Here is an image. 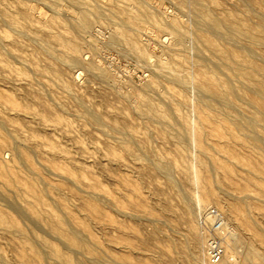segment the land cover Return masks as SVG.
Here are the masks:
<instances>
[{
  "label": "rangeland",
  "instance_id": "obj_1",
  "mask_svg": "<svg viewBox=\"0 0 264 264\" xmlns=\"http://www.w3.org/2000/svg\"><path fill=\"white\" fill-rule=\"evenodd\" d=\"M50 1L0 0V117L9 130L7 135L3 133L0 136V167L6 165L12 173L20 172L28 178L39 170L36 172L39 175L33 178L40 179L44 184L49 193L47 202L56 204L60 212L72 222L77 220L88 225L97 243L104 249V254H107V257H104L107 261L99 262L87 252L72 246L60 235L51 232L37 219L32 210L18 199L7 178L0 174V213L17 221L24 233L40 251H45L43 253L46 255L43 259L34 256L29 244H23L15 234L0 229V264H56L48 249L52 246L66 254L69 260L81 264H203L208 262L209 238L203 219L208 218L212 212L223 216L225 224L232 228H229L230 231L236 236L239 235L238 240L242 243L235 249L237 262L228 260L227 263H240L245 253L244 237L250 238L256 231L253 223H258L264 230V193L259 191L264 189V182L260 180L262 174L249 172L251 162L243 158L255 157L254 152H250L243 144L246 137H249V140L259 139L257 144L264 146V121L259 115L253 114L254 111L241 105V111L246 112L249 118L256 119L249 120L239 108L240 115H244L245 119L238 114L237 118L244 119L242 126L245 122L247 126L245 125V129V126H240L237 141H232L234 144L230 143L229 146H235L241 164L236 157L227 156L226 159L224 153L216 155L212 160L203 159L212 162L218 173L216 178L211 176L210 183L215 182L211 184L213 188L219 185L217 186L220 191L218 188L214 190L221 194L220 197L225 196H222L223 200L226 196L227 200L242 196L241 193L246 194V191L242 192L243 188H246L248 182L255 181L247 192L250 197L247 203L249 201L248 207L252 214V218L247 221L242 217L240 210L238 214L230 216L219 205L202 201V188L191 183V180L199 175V143L191 141L184 151L174 144L169 137V128L162 125L159 118L142 112L140 108L139 100L141 101L142 95L149 97L156 104L162 103L164 99L170 102L171 98L173 103H170L179 106L175 109L178 121L187 119L195 123L199 115L202 120L207 110L206 107V110L203 109L204 104L209 105L207 101L211 98H207V95L205 101L203 98L206 94L197 87L198 66L203 62L196 64L194 59L200 56L202 61H211L210 54L200 53L192 37L185 38L183 44L178 45L177 36L167 27L147 22L142 25L124 24L110 15L107 9L114 4L119 10L131 8L134 13H138L141 7L134 6L129 0H83L80 4H72L69 0ZM140 1L157 15L164 25H170L177 20L186 24L187 28L195 30L192 27L194 21H191L194 20L193 15L181 6L178 0ZM211 1L216 10L218 9V14L225 11L233 13L234 10L237 16L253 26L258 23L257 16L264 14V0H248L252 5H249L252 12L246 10L244 0ZM77 6L82 9H77ZM95 6L103 9L106 7V15H92V24L85 30L79 25L80 13ZM49 7L58 12L51 11ZM111 18L112 20H108ZM71 23L76 24L74 28H78L77 32L70 30L73 28ZM123 25L130 30L122 29ZM118 30L125 31L135 39L138 44L137 51L125 43L114 42ZM61 37L73 39L75 44L80 45V51H68L59 43L58 38ZM141 52H144V55H140ZM259 54L261 56H258V63L264 68V50H260ZM71 58L79 61L80 65L69 63ZM59 60L62 62H58ZM214 61L212 64L217 63ZM88 64L107 70L110 79L100 78L99 70L92 73L85 67ZM69 65L77 66L70 68ZM215 65L210 66L214 68ZM220 65L218 61L216 67L221 70V74L216 73L219 77L223 75L220 79L226 80L228 74L230 78L231 74H227L223 68L226 73H222ZM172 73L179 74L182 78L194 76L196 81L188 84L187 91L183 92L168 81ZM15 77L18 82L11 80ZM156 80L161 83L147 88ZM238 83L235 84L239 85ZM200 92L204 94L203 97L198 95ZM199 100L203 102V107L198 104ZM261 101L264 105V100ZM209 102L213 103L211 100ZM197 107L202 109L199 111ZM217 108H214L216 114L220 112ZM86 109L101 115L105 125L97 126L86 116ZM208 111L207 114L213 112ZM204 119L201 121L205 124L203 126L210 129ZM117 127H121L120 132L123 131L120 133L114 130ZM216 127L220 128L222 125L218 124ZM243 132L244 134L240 135ZM126 140L130 143L129 148L124 147ZM17 149L19 158L14 151ZM258 158L264 162V158ZM232 159H235L234 163ZM236 160L239 164L236 162L235 165ZM164 162L172 166L170 178L157 169V166ZM227 168L232 171V177L223 175ZM256 181L260 187L255 186ZM196 197L200 198L201 204ZM14 199H17L18 204ZM188 205H193L191 210ZM83 231L85 233V230ZM258 235L255 245L264 252L262 235ZM195 239L204 241V253L198 261ZM109 257L110 259H107Z\"/></svg>",
  "mask_w": 264,
  "mask_h": 264
},
{
  "label": "bare ground",
  "instance_id": "obj_2",
  "mask_svg": "<svg viewBox=\"0 0 264 264\" xmlns=\"http://www.w3.org/2000/svg\"><path fill=\"white\" fill-rule=\"evenodd\" d=\"M69 1L72 4H80L83 2V0H69ZM129 1H131L134 4V6L136 5L138 7V5H139L141 7V10L138 13L137 12L134 13L131 10V8H124L122 10H119L116 8L115 4L108 7L107 10L109 11L110 15H112L113 17H116L117 19L120 20V22H122L124 24L142 25V24L147 22V23L153 24L155 26L167 27V29H170L171 31H173V33L177 36L176 38H178V45H182L185 38H187V37L191 38L192 37L193 40L195 41L197 50L200 53L205 54L207 52L210 54L211 61L209 59H207V60L204 59L202 61V59L200 60L199 55H198L199 60L196 59V57L194 59V62L197 61L196 64H199L198 62H200V61L203 62L202 65L198 66V72H197L198 73V76H197L198 77L197 78L198 79V82H197L198 86L197 87H199V89L202 92H204L206 95L205 96H204V94L202 95L201 92L198 95L200 96V94H201L202 97L204 96L203 99H205V101H206L205 97L208 95L207 98L210 97L211 99L210 98L209 99L211 100V102H213L210 104V102H209L210 100H209V101H207L209 103V105L204 104L205 106L202 105L203 102H200V100H199L200 103H198V104H201L202 107L204 106L203 109L206 107L207 110H209V111L213 110L212 114H209L210 113L209 111H208L209 113L207 114V110L204 109V110H206L205 114H207V115H205V114L203 115V116H205L204 117L205 119L203 118L205 121L204 123H206L207 124L206 126H208L210 129L205 128L203 126L205 124L202 123L203 119L201 120V117H199L200 115L197 116V117H199V119L196 117L195 123H193L194 122L193 120L188 121L187 119H185L181 122L178 121V118L175 115L176 114L175 109H176V106L177 107H179V106L177 104L175 106L172 105L173 101H171L172 100L171 98H169V99H170V102H172V103L167 102L168 100L164 101L165 100L164 99L162 103L159 102L160 104H156L149 97L142 95L141 101L139 100L140 108H141L142 112H144L146 114L154 115L157 118H159L161 121V124L166 125L169 128V130H170L169 137L172 138L174 144L176 146H179V148L184 149V151L187 149V146L191 141H197L199 143V147H200V150L198 151V152H200V157H199V161H198V163H199V175H197V177L193 178V180H191V183L195 187L200 186L202 188L203 193H204L202 201L209 202V203H215V204L219 205L230 216L233 214H238V211L240 210L242 213V217L244 219H247V221H249V219L252 218V214H251V211L248 207L249 201L247 203V200L250 199L249 194L247 192H249L250 187L252 188L255 181L251 182V183L248 182L249 184L246 185V188H243L244 190H242V188H240L242 190V192L246 191L245 192L246 194L241 193V195L242 194L244 195V196L242 195L243 197L242 196H234V198H231L232 193L230 194L229 189H228L229 195H231V197H230L231 199L226 200V198L228 197V196H226L225 200H223V197H225V196L222 195L223 197L221 196L222 197V199H221V197H220L221 194L219 195L217 193V191H215L216 189L214 190V188H218V191H220L219 187H218L219 185L217 184L218 186L216 185L217 187L215 186L213 188L211 184H213L215 182L210 183V179L212 177L216 178L218 173L215 170V167L212 164V162H206L204 160L207 158H210V160H212V158H214L216 155H218L220 153H224L226 159H227V156L228 157L233 156V157L238 158L239 163L241 164V158H240V155L238 154V152L236 151L235 146L234 147L229 146L230 143H233L232 141H237L238 136H239L238 130L240 129V126H242V121L245 119V117H243L244 115H240V113L243 112V111H241V108H240L241 105L244 107L246 106L251 111H254L253 114L259 115V117H261V119L264 121V105L261 104L262 103L261 100H264V68H263V66H261L258 63V56H261L259 54L260 50H264V14L263 15L259 14L257 16L254 13L258 18V23H256L257 24L256 26H253V25L248 24L247 20H245V19L243 20V18H240V16H237L235 14L237 12H235L234 10H232L233 13L225 11L222 14H218V12H217L218 9L216 10V7L213 5L211 0H178L180 5L187 8L188 12H190L191 15H193L192 17L194 18V20H191V21H194V22L193 23L191 22V23L194 26H192V25L191 26L193 28H195V30H191V29L186 27L187 26L186 24H185L186 25L185 26L183 23H181L180 21H177V20L172 22V24H170V25H164L161 22L160 18L157 15H155L154 13H152L145 5H143L140 0H129ZM55 2H58V1H55ZM248 2H249L248 0H244L243 3H245L246 10L250 11L251 10L250 6H252V5H250V3H248ZM147 3H148V1H147ZM158 3H159V1H158ZM56 4H58V3H56ZM93 4H94V2H93ZM246 4H248V5H246ZM60 5L61 4L59 3V6ZM60 7H62V6H60ZM84 7H86V6H84ZM49 8L51 9V7H49ZM149 8L151 9L152 7H149ZM58 9L60 10V8H57V10ZM61 9H63V8H61ZM77 9H79L78 6H77ZM81 9H79V10H81ZM83 9H85V8H83ZM104 9L100 6H95L94 8H92L90 10L86 9L87 11L82 12V14L80 13L81 21H80L79 25L86 30L92 24V19H93L91 17L92 15L94 17L95 16H98V17L102 16L103 17V15H106ZM54 10H53V8L51 9V11H54ZM75 10H76V8H75ZM227 10H231V9H227ZM219 11H220V9H219ZM56 12H58V11H56ZM78 12H80V11H78ZM250 12H252V11H250ZM80 15H79V17H80ZM164 17H165V15H164ZM108 20H112V18L108 19ZM69 22H70V20H69ZM111 22H113V21H111ZM71 25L73 26V28H70V30L71 31L76 30V32H77L78 28H74L76 24L74 25L71 23ZM71 25L69 24V27H71ZM123 26H126V25H123ZM123 26H122V29L127 28V26L126 27H123ZM13 29H16V28H13ZM20 30H22V29H20ZM127 30H130V29L127 28ZM131 30H134V28L133 29L131 28ZM17 31H19V30H17ZM20 32H22V31H20ZM73 33H75V32H73ZM18 34H20V33H18ZM114 37H115L114 42L125 43V44L129 45L132 49L137 51L136 48H137L138 44L130 34H127L123 30L122 31L118 30L117 35ZM27 39H28V35H27ZM34 40L36 41V39H34ZM58 41L64 48H66L68 51H70L72 53H77L80 51V45L75 44V42H73V39L69 40V39H65V38L61 37V38H58ZM177 50H178V48H177ZM180 51H182V50H180ZM184 51H186V50L184 49ZM45 52H46V50H45ZM196 54H197V52L195 53V55ZM64 55H65V53H64ZM140 55H144V52L143 53L141 52ZM51 56H53V55H51ZM213 59L216 60L217 63L219 61V63L221 64L220 65L221 69L223 68L227 71V74H228V72L231 74L230 78H228V75H229L228 74L226 80L220 79V77H223V75L219 77V75L216 73V72L220 73L221 70L219 68H217L218 66L216 67L217 63H215L216 65L212 64L213 62H215ZM260 59H261V57H260ZM55 60H57V58H55ZM186 60L188 61V59H186ZM189 60H191V59H189ZM212 60H213V62H212ZM58 62H62V60H59ZM68 62L72 63V64L78 63V65H80L79 61L77 62V60L75 58L69 59ZM191 62H193V61H191ZM209 63H211L210 65H213V66L215 65V67L213 68L212 66L209 65ZM63 64H65V63H63ZM93 64H88L85 67H88V69L91 70L92 73L94 70H99L98 74H99L100 78L102 77L105 79H110V75L107 72V70H105L103 68L96 67ZM66 65H68V64H66ZM76 66L77 65H75V67ZM69 67H70V65H69ZM71 67L73 68L74 66H71ZM88 69L86 68V70H88ZM223 69H222V73H224ZM178 75H173V73H172V75L168 78V81L171 83V85L181 89L183 92L187 91L186 88H187L188 84H192L194 81H196L195 80L196 77H194V76H190V77L187 76V78H186L185 77L186 74H185V76H184L185 78H182L181 76H178ZM7 78H9V77H7ZM158 79L160 80V78H158ZM11 80L13 82H18V79L16 77L11 79ZM159 80L153 81L151 84H149L147 86V88H153L155 85L158 86L159 85L158 83H161V81H159ZM165 80H166V78H165ZM236 82H239L238 83L239 85H236L235 84ZM8 83H11V82L8 81ZM195 84H196V82H195ZM107 85H108V83H107ZM138 95L140 96V93ZM175 96H176V94H175ZM186 100H188V99H186ZM260 101H261V103H260ZM215 105L218 107L217 109L220 110V112H218L217 114L214 112L215 111L214 108H216ZM199 107H200V105H199ZM199 107H197V108H199ZM239 108H240L241 112L239 111ZM201 109L199 108V111ZM242 109L244 110V108H242ZM184 110H185V107H184ZM0 112H1V110H0ZM31 113L33 114L32 111H31ZM200 114H203V113H200ZM237 114L241 118L243 117L244 119L239 120L237 118ZM242 114L247 115L246 112L245 113L243 112ZM86 116L89 117V119H91L97 126H104L105 125L101 115H99L95 111H92L90 109H86ZM247 116L249 118V115H247ZM197 119H198V121H200L199 123H198ZM250 119H253V117H250L249 120ZM157 120L158 119L155 120L156 123H157ZM253 120H251V121L255 122ZM245 121H247V120H245ZM247 122H249V121H247ZM252 122H250L249 124L252 125ZM256 123H257V121H256ZM218 124L219 125L221 124L222 127H220V128L216 127V125H218ZM244 124L246 125V122ZM245 125H243V126H245ZM246 126L244 127V129L246 128ZM260 126H262V125H260ZM118 128L119 127L115 128L114 130H117L120 132L121 127H120V129H118ZM169 130H167V131H169ZM8 131L9 130L6 128V125L4 124V121L1 118L0 119V136H2L3 133L5 135H7ZM119 132H117V133H119ZM241 134H244V132L240 133V135ZM11 137H13V136H11ZM245 139H246L245 141H243L242 139H240V140L243 141L244 146L246 145L247 148L250 149V152H254V156H255V157L251 156V157H253V158H251L247 154L249 156V158L243 157L246 160L251 162V165H250L248 171L251 173L253 171H255V172L262 174V176H260L261 179L260 178L259 179L263 180V182H264V176H263L264 175V162L258 158V157L264 158V146L262 147V146H259L257 144L259 139L251 138L252 141L249 140L250 139L249 137H246ZM127 141L128 140H126L124 147L129 148L130 143ZM235 144H236V142H235ZM237 145H238V143H237ZM0 151H1V148H0ZM14 151H15L16 156L19 158L20 154L18 153V149L14 150ZM32 153H34V152H32ZM256 154H258V155H256ZM26 158H28V155H26ZM234 160L233 159L231 160L232 163H234ZM236 162H237V160L235 161V165H236ZM30 163H32V162H30ZM36 163H37V161H36ZM194 165H196V163ZM215 166H216V164H215ZM49 167H51V166H49ZM19 168H21V167H19ZM44 168H45V166H44ZM157 169L159 171L164 172L169 178L171 177L170 174L172 172V166L170 164L165 163V162L160 163L157 166ZM38 171L36 170V172H38ZM36 172L35 173L33 172V176L28 178L20 172L12 173L6 165H4L2 168L0 167V174L2 176H4L5 178H7L8 183L16 191V193L18 195V199L21 200L26 206H28L30 208V210H32L33 214L37 217V219L39 221H41L43 224H45L50 229L51 232L60 235L66 241H68L72 246L77 247V248L87 252L89 255H91V257H95L99 262L105 261L106 259L104 257L107 254H104V249L102 248V246L99 245V243H97V240H96L95 236L93 235L90 227L84 223L77 222V220H76V222H75V220H74V222H72L65 215H63V213L60 212V208L56 204H49L47 202L49 193L46 190L44 184L41 182L40 179L33 178L35 175H39L38 173L36 174ZM224 174H225V176L227 175L229 177L233 176V173L229 168H227L224 171L223 175ZM65 176H66V174H65ZM67 176H69V175H67ZM254 176H256V174H254ZM72 177H74V176H72ZM67 178H69V177H67ZM64 179H66V178H64ZM169 180H170V182H172L171 179H169ZM213 180L215 181V179H213ZM68 181H69V179H68ZM221 185H222V183H221ZM256 185L258 187H260L257 184V181L255 183V186ZM261 190H262V193H264V189H260L259 191H261ZM226 191H227V188L225 189V192ZM262 195H264V194H262ZM2 197L4 198V196H2ZM14 197H15V195H14ZM85 197H87V196H85ZM263 198H264V196H263ZM196 199H197V197H196ZM197 200H199V203H200V201H201L200 198H198ZM15 201L17 202V199ZM84 201H86V200H84ZM91 201H93V200H91ZM262 201H263V199H262ZM17 204H18V202H17ZM19 206L21 207V205H19ZM192 206L193 205H188V209L191 210ZM22 210H23V208H22ZM259 224H261V223H259ZM25 226H27V225H25ZM262 226H264V225H262ZM40 227H41V225H40ZM253 227L256 230L255 234L253 236H251L250 238L244 237L245 253L242 256V260L240 261V263H237V264H264V252H261L260 249H258L257 245H255V243L257 242L258 236H259L258 234L262 235L261 241H262V244L264 245V232H263L264 230H262L263 228L261 229L260 226H258V223H256V222L253 223ZM229 228H228V225L226 224V228L223 231V239H224V243H225V256L222 259V261L219 262L218 264H228L227 263L228 260H232L233 262H237L235 260V258H236V256H235L236 250L235 249L242 242H241V240L240 241L238 240L239 235L236 236L235 234H233V232L230 231V229H232V228H230V229ZM0 229L15 234L16 236H18L20 238V240L23 242V244H29L30 245V247H29L30 251L32 252V254L34 256H36L40 259H43L46 257V255L43 253L45 251L42 252L36 247V244L33 243L32 239L29 238V236L24 233V231L19 226L17 221H15L12 218L5 216L2 213H0ZM27 229H28V227H27ZM83 230H85L86 234L84 233ZM202 236H203V234L201 235V237ZM202 239L201 240L195 239L196 242H194V244L198 246V253H197V258H196L197 261L200 258L202 259V255L204 253L203 252L204 241H202ZM48 249L50 250L53 259L56 261V264H81L80 262H74V261L69 260L67 255L64 254L62 251H60L55 246L49 247ZM75 251H74V253H75ZM47 256L49 257V255H47ZM114 257H116V256H114ZM107 259H110V257ZM115 259H117V258H115ZM108 261H110V260H108ZM47 262L48 261L46 260V263ZM129 264H137V263L133 262V263H129ZM203 264H210V263L205 261Z\"/></svg>",
  "mask_w": 264,
  "mask_h": 264
},
{
  "label": "built area",
  "instance_id": "obj_3",
  "mask_svg": "<svg viewBox=\"0 0 264 264\" xmlns=\"http://www.w3.org/2000/svg\"><path fill=\"white\" fill-rule=\"evenodd\" d=\"M210 215H208V218L203 219V225L209 236L207 241V261L210 264H218L225 256L223 231L226 228V224L223 216L217 212H212Z\"/></svg>",
  "mask_w": 264,
  "mask_h": 264
}]
</instances>
